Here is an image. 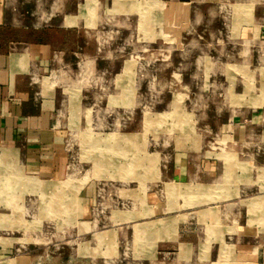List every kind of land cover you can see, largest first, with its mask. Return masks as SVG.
Returning <instances> with one entry per match:
<instances>
[{"label": "rangeland", "instance_id": "1", "mask_svg": "<svg viewBox=\"0 0 264 264\" xmlns=\"http://www.w3.org/2000/svg\"><path fill=\"white\" fill-rule=\"evenodd\" d=\"M100 2L110 7L107 21L90 32L96 39L93 71L89 62L77 71H62L69 105L60 112V130L70 157L61 180L43 181L0 148V256L26 257L25 264H210L205 254H196V261L195 250L186 256L182 249L189 220L183 217V196L176 197L181 186L168 184L166 172L171 151L182 148V134L200 130L190 126V116H196L184 113L183 99L202 97L207 104L218 97L207 88L203 96L196 94L189 86L193 68L181 64L185 51L190 60L206 49L216 57V48L207 46L208 16L191 20L178 0ZM224 4L236 5L235 12L220 13L224 21L214 18L212 29L234 18L236 24L225 29L242 38L238 34L248 29V3ZM86 8L93 24L96 3L84 13ZM231 52L238 72L248 74L244 47ZM217 65L226 64H205ZM207 80L196 81L199 86L208 85ZM246 92L235 96L236 106L256 95Z\"/></svg>", "mask_w": 264, "mask_h": 264}, {"label": "crops", "instance_id": "2", "mask_svg": "<svg viewBox=\"0 0 264 264\" xmlns=\"http://www.w3.org/2000/svg\"><path fill=\"white\" fill-rule=\"evenodd\" d=\"M245 1L248 29H239L242 38L237 39L238 31L225 29L237 19L227 20L226 26L222 23L225 30L211 26L216 17L224 21L220 13L235 12L236 5L225 6L228 0H203L195 7V0H178L191 20H200L199 14L208 16L207 46L216 48L215 58L206 49L207 54L190 60L185 51L181 64L193 68L188 73L189 86L201 96L207 88L218 97L207 104L202 97L183 99L184 113L196 116H190V126L200 130L191 128L182 134V148L169 155L167 181L180 185L181 194L176 197L184 198L183 217L190 228L184 237L188 240L182 248L185 255L195 250L193 257L205 254L210 264H264V0L235 3L240 6ZM92 2L97 6L93 24L87 8L84 13ZM110 5L100 0H0V148L14 153L43 181L59 182L70 157L60 130V112L69 105L62 71H77L87 62L93 71L96 39L90 32L108 18ZM236 46L248 53L243 61L248 74L238 72L233 64L237 60L231 50ZM212 61L226 65L205 66ZM205 78L208 85L198 86L196 80ZM246 89L256 95L244 106H236L233 99ZM211 139L216 140L215 148ZM171 207H176L174 202ZM27 259L0 256L6 264H25Z\"/></svg>", "mask_w": 264, "mask_h": 264}]
</instances>
